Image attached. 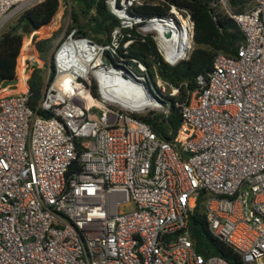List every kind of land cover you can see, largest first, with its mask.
Instances as JSON below:
<instances>
[{"label": "built area", "instance_id": "obj_1", "mask_svg": "<svg viewBox=\"0 0 264 264\" xmlns=\"http://www.w3.org/2000/svg\"><path fill=\"white\" fill-rule=\"evenodd\" d=\"M37 1L0 0V31ZM141 1L104 0L117 24L102 41L66 24L36 102L48 115L26 103L28 62L20 53L12 79L0 82V264H230L196 251L188 237L200 189L208 192L201 203L209 233L241 264H264V0H243L238 9L216 0L244 38L233 56L218 52L195 75L171 141L136 117L139 109L102 93L124 73L136 94L164 111L156 92L178 90L118 53L134 36L126 28L149 34L168 64L192 47L185 8L130 14ZM74 160L79 168L66 173Z\"/></svg>", "mask_w": 264, "mask_h": 264}, {"label": "trees", "instance_id": "obj_2", "mask_svg": "<svg viewBox=\"0 0 264 264\" xmlns=\"http://www.w3.org/2000/svg\"><path fill=\"white\" fill-rule=\"evenodd\" d=\"M60 0H39L19 12L16 22L3 27L0 31V82L9 81L14 75L16 58L20 53L23 34L29 31H41L42 27L53 21L57 15ZM235 8L244 5L243 0H230ZM67 29L75 28V33L89 36L95 41H102L112 26L117 24L116 17L108 10L104 0H66ZM170 4L177 8H185L192 20V47L186 58L168 64L159 56L155 44L149 34L140 35L133 28V38L118 53L124 57H136L142 60L147 69L149 80L156 73L178 87L176 94L167 95L156 92V96L165 110L148 109L134 115L147 123L155 135L168 141L173 140L182 122L179 103L185 102L188 93L196 87L195 75L204 73L211 67L214 55L218 52L228 56L236 53V48L243 41V33L236 22L223 11L216 0H142L128 8L130 14L147 17L152 14L166 13ZM47 28V27H46ZM55 32L47 36H31V48L41 59V66L27 65L28 95L26 103L36 114L46 116L48 112L36 107L44 80V62L48 63V75L52 74L50 51ZM30 47L25 48V55ZM23 53V54H24ZM24 55L21 54L20 58ZM48 59V60H46ZM91 93L97 97L95 81L91 80ZM79 168L74 160L67 167L66 173ZM208 192L198 191L195 204L187 217V232L193 248L207 255L216 253L230 264H241L240 258L228 245L213 237L207 230L202 211L201 199Z\"/></svg>", "mask_w": 264, "mask_h": 264}, {"label": "rangeland", "instance_id": "obj_3", "mask_svg": "<svg viewBox=\"0 0 264 264\" xmlns=\"http://www.w3.org/2000/svg\"><path fill=\"white\" fill-rule=\"evenodd\" d=\"M65 1L64 0H60L59 1L57 15L55 16V18L53 19V21L50 23V26L49 25H46V26L42 27V30L40 32L38 30L36 32V34L39 35V36H47V35H49L50 33H52L54 31L55 32V35H54V38H53V41H52V45L57 40V38L61 35V33L63 32V30H64V28H65V26H66V24L68 22V15H67V11H66L67 4H65ZM17 16H18V14H16L13 18H11L5 24L4 27H6L9 24H14L16 22ZM48 26L49 27H52V28L48 30L46 28ZM28 33L29 32H25L23 34V40H22V45H21V46H23V48L22 47L20 48V52H21L22 55H24V57L27 58V62L29 64L41 66V63H42L41 59L37 56V53H35L33 51V49L31 48V46H30L31 43L29 41L30 38L28 36ZM26 47H30V50H29L30 52L28 51V53L25 55L24 52H25V48ZM46 60H48V59H46ZM46 62H44V64H43L44 65V75L46 74L47 69H49L48 63L46 64ZM148 109L160 110L162 108L159 107V106L158 107H153L151 105H148V106H145L144 108L139 109L137 111H138V113H142V112H144V111H146Z\"/></svg>", "mask_w": 264, "mask_h": 264}, {"label": "bare ground", "instance_id": "obj_4", "mask_svg": "<svg viewBox=\"0 0 264 264\" xmlns=\"http://www.w3.org/2000/svg\"><path fill=\"white\" fill-rule=\"evenodd\" d=\"M162 24L172 27V22L170 19L163 18L161 19ZM169 32V29H168ZM171 34V33H170ZM114 73L115 70L113 71ZM109 73H112V71H109ZM115 79L117 80L115 84L111 86L109 90L104 89L102 91L103 94L108 95L110 98L117 100L118 102L122 103L121 105L130 107L133 109H140L142 107H145L148 104V101L135 92V88H137V84L130 80L126 79L124 76H118L117 74L114 75ZM89 100H94L88 97Z\"/></svg>", "mask_w": 264, "mask_h": 264}, {"label": "water", "instance_id": "obj_5", "mask_svg": "<svg viewBox=\"0 0 264 264\" xmlns=\"http://www.w3.org/2000/svg\"><path fill=\"white\" fill-rule=\"evenodd\" d=\"M160 32L163 35H167L168 34V28L166 26H160L159 27ZM80 34L82 33L81 31L79 32ZM122 76L126 77V79L128 78L124 73L121 74ZM129 79V78H128Z\"/></svg>", "mask_w": 264, "mask_h": 264}, {"label": "crops", "instance_id": "obj_6", "mask_svg": "<svg viewBox=\"0 0 264 264\" xmlns=\"http://www.w3.org/2000/svg\"><path fill=\"white\" fill-rule=\"evenodd\" d=\"M57 23H58V22H57ZM48 25L50 26V23H49ZM45 26H46V25H45ZM49 26H48V27H49ZM48 27H47L48 30L52 28V27H49V28H48ZM36 32H37V31H35V32H34V31H29V33H28V36H29V38H30L29 41H31V36H32V34H33V33H36ZM38 36H39V35H38ZM24 45H25V44H24ZM30 46H31V44H30ZM31 47H32V46H31ZM22 48H23V46H22ZM32 49H33V48H32ZM21 50H22V49H21ZM33 51L36 53V51H35L34 49H33ZM29 52H30V51H29ZM20 54H21V52H20ZM25 59L27 60L26 57H25Z\"/></svg>", "mask_w": 264, "mask_h": 264}]
</instances>
